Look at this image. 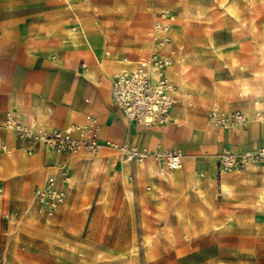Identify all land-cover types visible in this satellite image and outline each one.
Listing matches in <instances>:
<instances>
[{
    "label": "rangeland",
    "instance_id": "rangeland-1",
    "mask_svg": "<svg viewBox=\"0 0 264 264\" xmlns=\"http://www.w3.org/2000/svg\"><path fill=\"white\" fill-rule=\"evenodd\" d=\"M24 1L0 0V18L13 19ZM35 1L32 4L51 9L57 19L71 21L69 28L64 22L49 31L77 35L85 51L81 44L76 49L62 44L63 37L62 48L75 50L78 59L98 58V63H103L100 58L118 59L126 64L118 73L113 69L114 78L135 68L149 52L154 14L168 12L174 17L173 48L166 46L172 53L166 68L175 101L172 108H181L185 118H200L204 123H193L200 132L209 133L213 109L225 116L240 111L251 117L246 105L256 111L264 108V0ZM83 30L87 45L80 36ZM102 37L103 44L96 41ZM178 61L188 67L183 82L172 73ZM260 124L264 121L251 120L248 127ZM65 153L81 156L71 167L64 161L58 167L46 166L58 186L64 173L73 172L70 189L59 188L64 198L52 210L34 197L47 171L39 154L34 158L41 168L39 186L29 201L26 196L5 197L6 187L0 185V264H125L122 255L132 235L136 241L132 264H264V217L254 210L258 182L250 174L254 164L218 175L217 154L209 158L199 191L191 187L187 173L179 183L175 174L183 169L170 170L171 184L166 182L159 170L167 171L166 166L152 158L130 159L115 167L119 159L113 151L96 156ZM16 156L26 160L21 152L11 151L6 161ZM256 166L262 167L256 172L261 174L264 166ZM20 168L17 162L13 176ZM225 180L232 183V192L219 196Z\"/></svg>",
    "mask_w": 264,
    "mask_h": 264
},
{
    "label": "crops",
    "instance_id": "crops-1",
    "mask_svg": "<svg viewBox=\"0 0 264 264\" xmlns=\"http://www.w3.org/2000/svg\"><path fill=\"white\" fill-rule=\"evenodd\" d=\"M35 2V0L23 2L19 14L13 18L16 19V23H12L14 20L9 17L0 18V122L4 120L5 113L10 112L21 123L31 119L39 129L49 130L84 125L89 119L94 118L98 123L100 141L110 140L118 144L126 143L128 146L150 151L174 150L180 152L182 166L179 169H183V171L175 175L179 178L180 183L181 176L187 173L190 175L191 187L199 191L202 190L203 172H207L211 163L209 158H215V155L220 154L223 150L241 153L264 148V124L248 127L247 123L245 126H239V130L236 127L231 131L210 126V131L206 134L193 126L195 121L204 122L200 118H185L182 115L183 111L178 106L171 108L167 124L140 126L129 122L114 106L110 94L113 76L125 68L126 64L118 59L100 58L106 67L101 68L98 58L95 62L87 58L78 59L75 50H70L67 46L61 47L60 40L64 36L55 35L49 31L52 30V27H57L64 22L65 26L69 28L71 21L57 19L51 9L35 6L32 4ZM156 14H154V21ZM240 16L237 14V17ZM173 22V16L170 15L169 37ZM148 35L150 38V33ZM245 38H252V36H245ZM150 42L149 52L138 59L135 68L142 58H147L153 52L161 54L171 62L172 53L166 51V46L172 43L169 42L162 49L153 46L151 38ZM84 49L85 46L82 45L81 51H85ZM114 67L117 72L115 74L113 73ZM246 106L251 108L252 114L256 111L253 105ZM178 120L183 121V124H179ZM11 134L0 130V145H5L9 152H21L26 160L22 161L19 156H16L19 168H22L19 169V175L9 177L6 175L5 166L6 158L9 156L0 152V160H3L4 163L3 166H0V185L6 187L9 197L26 196L29 201L35 186H39L36 183L38 179L37 160H34L37 154L40 156L41 167L47 170L43 178V185L49 175L54 178L52 176L54 172L46 166L58 167L60 162L64 161L71 167L77 161L78 156H81L80 154L70 155L65 152H55L43 146H33L32 153L27 154L22 148L23 145ZM231 146L237 147L235 151ZM103 151L108 150H101L99 154ZM124 162L127 161H115V167L117 165L121 167ZM215 168L218 175L223 174L218 173L217 160ZM259 168L262 167H253L250 172L256 184L258 177L255 173ZM159 170L164 180L171 184L169 176L172 171H164L162 167ZM117 171L115 173L118 175ZM47 173L49 175L46 176ZM197 173L200 174L197 176ZM70 175H73V172L71 174L68 171L64 173L63 183L58 186V183L55 182L56 187L68 191L70 189L68 184L72 181ZM65 177L68 179L67 181L64 180ZM218 189L220 190L218 195L221 196V184ZM125 192L130 194L127 188H125ZM0 193H2V189H0Z\"/></svg>",
    "mask_w": 264,
    "mask_h": 264
},
{
    "label": "built area",
    "instance_id": "built-area-1",
    "mask_svg": "<svg viewBox=\"0 0 264 264\" xmlns=\"http://www.w3.org/2000/svg\"><path fill=\"white\" fill-rule=\"evenodd\" d=\"M169 19L168 12L161 11L156 14L150 32V38L156 48H162L170 42ZM170 64L168 59L153 52L147 58H142L136 68L125 70L111 80L110 94L113 104L129 122L140 126H157L169 122V112L175 101L164 69ZM256 117L258 120H264V108L257 112ZM208 121L212 126L227 131L248 123L240 111H233L229 116H225L215 109L211 110ZM0 130L12 133L27 154L32 153L33 146H43L55 152L85 151L91 156L98 155L101 150H109L116 152L119 160L143 161L152 158L169 170L182 166V155L174 150H155L150 153L146 149H138L126 143L100 141L98 123L94 118L80 126L43 130L31 119L21 123L12 113L6 112L4 120L0 122ZM0 152L9 154L3 144L0 145ZM252 163L264 165V148L241 153L223 150L217 158V170L221 174L239 170ZM64 180L68 179L65 177ZM63 198L64 192L56 187L53 177L47 178L45 184L35 191L37 204L51 210L60 204Z\"/></svg>",
    "mask_w": 264,
    "mask_h": 264
},
{
    "label": "bare ground",
    "instance_id": "bare-ground-1",
    "mask_svg": "<svg viewBox=\"0 0 264 264\" xmlns=\"http://www.w3.org/2000/svg\"><path fill=\"white\" fill-rule=\"evenodd\" d=\"M173 20H174V17H173ZM93 30V29H92ZM80 36L85 40V44H89L88 41H87V37L85 35V32L83 30L82 34H80ZM97 42H101L103 44L104 40H103V37L102 38H97L96 40ZM62 44H67L68 46H70L71 48H74L76 49V46L81 44V41L79 40V37L77 35H71V34H68L67 36H64L63 37V40H62ZM167 45V44H166ZM164 45L162 47V49L166 46ZM67 46V47H68ZM154 46V45H153ZM169 46L172 47V44H170ZM154 51V50H153ZM156 51V50H155ZM160 52V51H158ZM159 54V53H158ZM161 55V54H160ZM162 56V55H161ZM182 61V60H181ZM172 62V60H171ZM187 63V62H185ZM101 68H104V64L103 63H98ZM189 65V64H188ZM169 67V66H168ZM167 68V67H166ZM166 68L164 69V73L166 75ZM115 69V67H114ZM188 67L186 64H184L183 62H177L176 63V66H174V69L172 71L173 74L177 75V77L180 78V81H185L188 77ZM257 104V103H256ZM173 107V106H172ZM258 111V110H257ZM257 111L254 112L253 114H251L252 116L250 117L248 114L242 112V114L247 118L248 120V124L251 123V120H254L255 122H262L264 120H258L257 117H256V114H257ZM179 124H183V121H177ZM185 122V121H184ZM209 127L211 126L210 124H207ZM239 128V127H238ZM237 128V129H238ZM12 135V134H11ZM116 153V152H115ZM236 153V152H235ZM11 155V151L9 152V154H7L6 156H10ZM39 157V156H38ZM17 158L14 157L12 159H9L7 160L5 163V166H6V172L7 174L9 175V177H12L13 176V172H14V169H15V166L17 164ZM3 162L0 163V166H3ZM254 164V166L256 167V164L258 163H252ZM251 165V164H250ZM162 170H164V168L162 167ZM264 170V169H262ZM167 171H170L169 169H167ZM255 173V172H254ZM36 174H37V177H39V175L41 174V168L39 166V164H37V167H36ZM49 175V173L46 174V176ZM255 175L258 177V186L255 188L254 190V194L256 196V201L254 203V210L255 212L258 214V216L261 218V217H264V171L260 173H255ZM45 176V177H46ZM173 174L171 173L170 174V179L172 178ZM221 183V182H220ZM43 183L40 185V187H42ZM126 186V185H125ZM221 189L222 191L225 193V194H230L232 192V189H233V185L232 183L230 184V182H226V181H222L221 183ZM6 195L5 197L8 196V191H6ZM127 195H129L128 193H126ZM35 197V196H34ZM43 207V206H42ZM264 219V218H262ZM173 229V228H172ZM135 233V232H134ZM165 233V232H164ZM124 235V234H123ZM173 236V235H172ZM124 238V237H123ZM126 238V236H125ZM119 242V241H118ZM136 250V241L134 239V235H132V239H131V245L127 251V253H124L122 256H124V260H122L125 264H132V255L134 254ZM167 252V251H166ZM184 253L183 251L181 252V254Z\"/></svg>",
    "mask_w": 264,
    "mask_h": 264
}]
</instances>
